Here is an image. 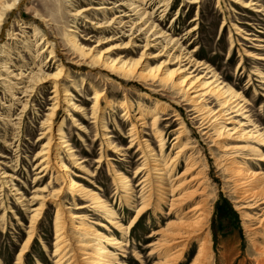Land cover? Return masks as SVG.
Segmentation results:
<instances>
[{
    "label": "rangeland",
    "instance_id": "374dc122",
    "mask_svg": "<svg viewBox=\"0 0 264 264\" xmlns=\"http://www.w3.org/2000/svg\"><path fill=\"white\" fill-rule=\"evenodd\" d=\"M42 1H2L4 5L2 10H0V64L5 60H13L12 62L18 66L24 63H31L29 62L32 61L30 55L28 56L24 52L26 50H24L22 43L8 39V33L17 31L18 27H21L20 25L30 28L35 26L48 39L55 56L53 59L55 66L61 65L64 69V84L62 82L63 85L60 86H62L61 88L69 86L68 89L71 96L68 99L71 100L74 106L83 109L80 113L77 110L78 108L69 107L66 109L65 107L66 114L62 111L64 106L62 103L60 104L56 121L52 124L54 136V143L52 142V144L55 145V148H58L57 143L59 142H57V138L60 136L55 134L58 133L56 131L58 122L62 119L64 123L62 127V132H64L63 139L67 140L68 148L74 154L73 158L79 165L71 161L73 159L69 158L66 154L67 152H64L65 149L60 151L65 158L64 160L67 161V167L73 172V179L79 186L84 188L83 192L89 198L91 195H97L107 207L113 208L118 220L119 217H123L125 219L123 224H128L134 215V207L138 204V198L133 199L129 207L126 206V194L116 184L115 176L119 173L125 174L130 180L132 191L137 193L136 197L139 196L138 178L145 175L133 178L135 168L142 161L139 159L142 149L139 150L140 145L138 147L136 144L138 141L141 142L145 139L147 144L154 150V153L158 154L159 144L151 131L152 119L153 116L158 118L169 117L168 121H162L158 127V130H163L165 135L164 148L161 151L164 155L173 156L174 151L180 144H192H190L192 148L188 154L193 155L198 170L202 172L201 177L204 186L207 188L205 197L207 199L208 218L207 229L205 230L208 233L211 247V264H264V260L262 261L258 257V248L264 246L261 241L264 235H261L260 229L252 230L257 225L256 221L263 217L261 214L264 213L262 210L264 209V204L258 205L254 209H249L250 207L241 208V206L245 205L243 204L244 201L245 203L249 201L242 200L237 202L239 189L234 187L235 178L229 170H225L226 164H228V162L225 163L224 161L226 155L233 153V156L238 155L237 157L241 158L240 156L243 153L241 149L236 152L232 148H235L238 144L244 145V143L250 142H235L232 138L236 134L230 139H223L222 142H213L214 136L201 135L196 129L197 123L189 118L186 108L180 105L178 101L180 108L173 104L176 103L174 101L160 99L159 95H167V92H158L157 95L152 96L146 90L132 88L131 83L128 85L121 83L120 77L112 78L106 75V73L101 71L100 66L92 67L93 65L90 64L89 60L83 61L77 58L68 42L70 35L74 34L69 31L74 26L71 18L68 17L72 10L69 5L70 3L74 4L73 2L76 0H54L57 5L55 9L48 8ZM188 1L191 0H173L171 8L165 16L161 17L160 12H156L154 16L155 23L159 24V28L163 31L179 39L182 48L186 49L185 51L191 52L194 49L195 52L192 54V59L196 63L204 64L202 67L208 66L211 71V73L206 74L204 69H198L192 74L193 76L196 74L205 75L202 79L204 82L213 81L212 78L214 76V79L218 83L221 82L224 88L229 86L232 90L240 93L244 101L239 100L235 103H238V106L244 109L240 112L241 117L233 119H235V122L239 121L243 124L246 120L251 121L248 127H242L245 129L244 132L251 130L253 127L251 124H255V126H258V130L264 134V60H257L258 57L264 56V11L259 13L253 7L241 8L229 0H198L197 4H189ZM107 2L112 3L113 0ZM259 4L264 7V0L259 2ZM80 6H82V3L76 5L74 9ZM106 6L111 5L107 4ZM52 16L65 17L55 21L51 18ZM41 17L48 21L43 22L44 20ZM76 24V27H78V33L75 34L76 37L88 38L89 36H94L88 44L89 48L93 47L95 39L99 35L92 33L91 27L80 19L76 21ZM192 27H195V30L192 33H188V30H191ZM26 30L30 32V30ZM6 48L8 51H6ZM101 48H104V46L97 48V51ZM152 50L151 53L157 51V49ZM8 52L9 54H7ZM47 56L48 53L45 52L42 57L47 58ZM190 71H192V68L185 74ZM258 72L261 75L258 76ZM80 78L86 80V86L99 84L101 89L107 88L109 90L108 98L115 104L111 108L106 106L102 108L103 124L99 122L93 123V120L90 119L91 102L88 101V98L91 91L88 89L83 90L80 87ZM51 84L52 81H49L39 89H35L34 96L29 98L30 103L22 117L18 141H16V134H18L16 127L7 126L0 120V163L7 166V168L2 170L6 176L9 175L13 178L11 182L8 178H0V264L16 263L17 254L28 231L29 210L35 208L40 203V200L44 204L40 215L41 219L36 223L34 238H32L29 250L24 256V261L25 264H38L36 256L42 255L43 263L54 264L55 259L52 256L53 221L56 205L47 199L48 194L54 188L52 185L47 184L49 179H55V174L49 171L41 182L33 181L40 169L35 168L37 162L33 160L34 155L45 143L42 132H45L46 129L41 126V121L48 113L47 108L51 103L48 101V92L51 90ZM7 95L4 94L0 87V116L3 117L8 111L3 106L13 103L14 108L10 114H13L12 118H14L18 114L19 108L15 106V102ZM148 95L151 97H148ZM19 97L18 95L15 96V98ZM124 97L132 105V111L127 118L122 116V111L117 106ZM155 100L159 104L168 106L166 113L158 112L153 115L156 111L154 105L157 102ZM207 101L211 102L208 107L212 111L219 108L212 97H209ZM101 105H104V101L101 102ZM138 106L144 112V127L134 125ZM174 114L177 115L176 117L180 116L184 121L170 124L169 121L173 120L170 117ZM70 116L75 121L73 120L72 122ZM102 125L105 126L106 131L104 132L101 131ZM130 125L137 127V130L141 132H138V137L135 140V142L137 141L136 144L127 148L130 140L127 130ZM245 125L247 124L245 123ZM178 126H182L183 130H185L184 137L182 140L180 139L179 143L174 144L173 136L177 132L172 130ZM226 127L227 130H232L231 128H236V125H226ZM239 129L237 128L235 133L239 132ZM40 137L41 139L38 140ZM108 137L113 142L112 145L115 146V150H106L105 141ZM219 143L223 146L222 149H220ZM260 149L262 150L261 147ZM100 155H102L101 162L96 163L95 161ZM184 160L181 159L182 164ZM238 163H243V161L240 159ZM260 165L262 167L259 168L264 169V164L261 163ZM254 166H251L250 169L256 170L257 168H254ZM0 169H2V166H0ZM4 182H7V184ZM59 183L60 185L62 184L61 180H59ZM15 194L23 195L24 200L29 202V198H34L32 195H37L38 200H34L33 203H37L34 204V207L27 210L26 206L20 203L21 199H18L19 196ZM62 197L65 208H70L66 211L77 214L80 217L73 220L75 225H78L80 220H86L84 221L86 225L100 230L105 235L115 234L121 236L116 229L104 221L103 218L105 216L101 211L94 209L74 210L76 204H90L89 199L85 196H81L83 201L72 203L70 194L64 190ZM246 204H248L247 206H254L253 202ZM167 209V205H162L163 214L167 212ZM158 217L160 215L150 209L133 226L127 236L121 238L125 244L122 247V251L110 250L111 253L117 256V264H153L158 262L159 259L157 257L148 256L150 248L146 247L156 240V238L151 239L147 238V236L159 228L156 224L149 226L151 223H156ZM166 222L167 220H163L162 226ZM96 223H102L106 228L97 227ZM189 247L186 264L189 263L190 257L194 255L196 244L191 243ZM144 258L148 260H144Z\"/></svg>",
    "mask_w": 264,
    "mask_h": 264
},
{
    "label": "bare ground",
    "instance_id": "6f19581e",
    "mask_svg": "<svg viewBox=\"0 0 264 264\" xmlns=\"http://www.w3.org/2000/svg\"><path fill=\"white\" fill-rule=\"evenodd\" d=\"M2 1L0 0V10H2L4 5ZM107 1L109 0H76L73 2L74 4L70 3L69 8L72 10L68 14V17L71 18L74 26L69 31L74 34L70 35L68 42L76 57L83 61L89 60L90 64L93 65L92 67L100 66L101 71L106 73V75L112 78L120 77L121 83L125 85L131 83L132 88L146 90L152 96L157 95L158 92H167V95H159L160 99L174 101L176 103L178 101L180 105L186 108V113L188 112L189 118L197 123L196 129L201 135L207 137L214 136L213 142H222L223 139H230L235 134L236 136L232 138L235 142H250H242L244 145L238 144V146L232 148L236 152L241 149L245 154L242 153L241 158H238V155L233 156V153L226 155L224 161L225 163L228 162V164H226L227 167L225 170H229L235 178L234 187L239 189L237 202L242 200L253 202L254 206H247L248 204L246 203L249 202L245 203L244 201L243 204L245 205L241 206V208L250 207L249 209H254L258 205L264 204V171H262L264 169L259 168L262 167L260 165L261 163L264 164V134L258 130V126H255V124H251L253 126L251 130L244 132L245 129L242 127H248L251 121L246 120L245 123L247 125H245V123L235 122V119H233L235 117H241L240 112L244 109L239 107L238 103H235L239 100L244 101L240 93L232 90L229 86L224 88V85L222 86L221 82L218 83L212 74L213 81L211 82L202 81L205 75L196 74L193 76L192 74L198 69H204L206 74L211 73V71L208 66L202 67L204 64L196 63L192 59V54L195 52L194 49L191 52L185 51L186 49L182 48L179 39L172 37L169 33L159 28V24L155 23L154 16L156 12L159 11L161 17L165 16L171 8L173 0H113L112 3ZM229 1L241 8L253 7L259 13L264 11V7L259 4L262 0ZM42 2L48 8H57L54 0ZM79 3H82V6L74 9ZM188 3L197 4L198 0H191ZM107 4L111 6H106ZM64 17L52 16L51 18L57 21ZM41 18L44 20L41 19L43 22L48 21L44 17ZM79 19L91 27L93 30L92 33L99 35L95 39L96 41L93 47L89 48L88 44L94 36H89L88 38L76 37L75 34L78 33L76 21ZM20 26L17 31L8 33V39L22 43L25 48L24 50H26L24 52L28 56L30 55L32 61H29L31 62L30 64L24 63L19 66L13 63V60H5L0 64V87L4 94H8L7 96L19 108L18 114L12 118L14 115L10 113L13 111L14 104L3 106L8 111L3 117L0 116V120L7 126L16 127L15 129L18 130L16 141H18L22 117L30 103L29 98L34 96L35 89H39L47 82L52 81L51 90L48 92V101L51 103L47 108L48 113L41 121V126L46 129L45 132H42L45 143L34 155L33 160L37 162L35 168L40 169L33 178V181L41 182L49 171L55 174V179H49L47 184L54 187L52 192L48 194L47 199L56 205L53 221L54 240L52 256L55 259L53 263L115 264L118 262V258L110 250L122 251V247L125 244L121 238L127 236L133 226L150 209H153L154 213L156 212L160 215L156 223L149 225L153 226L152 224H156L159 228L147 236V238L151 239L156 238L153 243L146 246L150 248L148 256L159 259L158 262L153 264H186L185 262H187L186 258L188 257L191 243L196 244V250L194 255L190 257L191 259L188 261V264H211V247L209 245L208 233L205 230L207 229L206 224L208 218L206 209L207 199L205 197L207 188L204 186L201 177L202 172L198 170L193 155L188 154L192 148V144H180L174 151L173 156L164 155L161 150L164 148L163 141L165 135L163 130H158V127L162 121H168L169 117L158 118L153 116L151 131L156 142L159 144V153L155 154L145 139L141 142L138 141L136 144L137 141L135 142V140L138 137V132L141 131H138L137 127L130 125L127 130L128 138H130L127 148L136 144L137 146L140 145V147L138 146L139 150L142 149L139 157L142 161L135 168L133 178L140 175L145 176L138 178L137 186L140 187L138 197H136L137 193L132 191L130 180L125 174L119 173L115 176L116 184L126 194V206L129 207L132 200L138 198V204L134 207V215L130 222L124 225L125 219L123 217H119L118 220L113 208L107 207L97 195H91L89 198L83 192L84 188L79 186L73 179V172L67 167V161L64 160L65 158L60 150L65 149L64 152H67L66 154L69 158L73 159L71 161L75 164L78 163H76L77 161L73 158L74 154L68 148L69 144L67 140L63 139L64 132H62V127L64 123L62 119L58 122L56 130L58 133L55 134L56 136H60L57 138V142H59L57 143L58 148H55V145L52 144V142L54 143L52 124L56 121L60 104L62 103L64 106L62 108L64 113H66L65 107L66 109L69 107L76 109L78 107L74 106L71 100L68 99L71 96L68 89L69 86L63 88L60 86L64 84V69L61 65L55 66V61L53 60L55 56L53 55L52 46L49 44L48 39L35 26L31 28L25 25ZM26 29L30 30V32ZM193 30H195V27L188 30V33H192ZM101 46H104V48L97 51V48ZM152 49H157V51L151 53L153 51ZM138 50L140 51L137 52ZM6 51H8L7 48ZM45 52L48 53L47 58L42 57ZM257 60H264V56L258 57ZM190 68H192V71L185 74ZM257 75L259 76L261 73L258 72ZM80 79V87L83 90L88 89L91 91L90 97L88 98V101L91 102L90 119L93 120V123L99 122L103 124L102 108L104 106L111 108L115 104L108 98L109 90L107 88L101 89L99 84L86 86V80L83 78ZM16 95L20 97L15 98ZM148 97L151 96L148 95ZM209 97H212L217 102L219 106L217 110L212 111L208 107L211 103L207 101ZM102 101H104L103 106L101 105ZM156 102L154 105L156 111L153 115H156L158 112L166 113L168 106L159 104L158 101ZM176 103L173 104L180 108L179 104ZM117 106L122 111V116L126 118L132 111V105L127 102L126 97ZM77 110L80 113L83 111L80 107ZM136 113L134 125L144 127V112L140 110V106L137 107ZM176 116L174 114L170 117L173 118L172 121H169L170 124L184 121L180 116ZM70 119L73 122L74 119L72 116H70ZM13 121L15 122L12 123ZM232 124L236 125V128L227 130L226 125ZM102 127L101 131H106L105 126L102 125ZM237 128H240L239 132L235 133ZM172 131L177 132L173 136V143L177 144L184 137L185 130H183L182 126H178ZM112 143L109 137L106 138V150L116 149ZM218 145L220 149L223 148L220 143ZM57 150L59 151L58 153ZM101 158L102 155L95 162L100 163ZM181 159H185L183 164L181 163ZM240 159L243 163H238ZM250 165H255L254 168L257 169L251 170ZM0 166H2V169H0V178H8L11 182L13 178L9 175L6 176L5 172L2 171L7 166L2 163H0ZM59 180L62 182L61 185ZM9 181L8 183H10ZM4 183L7 184V182ZM64 190L70 194L72 203L83 201L81 196L89 199L90 204H76L74 210L94 209L101 211L105 216L103 218L104 221L116 229L121 236L115 234L105 235L100 230L86 225L84 223L86 220H80V223L75 225L73 220L79 219L80 217L77 214L66 211L70 208H65L62 202ZM15 195L19 196L18 199H21L20 203L24 204L27 210L34 207V204L37 203H33L34 200H38L37 195H32L34 198H29L30 202L25 201L23 195ZM39 202L35 208L29 210L28 231L17 254L16 263L14 264H25L24 256L29 250L32 238H34L36 223L41 219L40 215L44 206L42 200ZM162 205L168 206L167 212L164 214L162 213ZM262 210L264 211V209ZM261 215L263 217L256 221L257 225L252 230L260 229L262 232L261 235L263 236L264 213ZM172 217L174 218L171 219ZM163 220H167L164 226H162ZM96 226L106 228L102 223H98ZM108 232L111 233L110 231ZM261 241L264 243V238ZM258 257L262 261L264 260V246L258 248ZM36 258L38 264H45L43 263L42 255H37ZM144 260L148 259L144 258Z\"/></svg>",
    "mask_w": 264,
    "mask_h": 264
}]
</instances>
